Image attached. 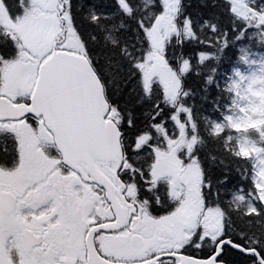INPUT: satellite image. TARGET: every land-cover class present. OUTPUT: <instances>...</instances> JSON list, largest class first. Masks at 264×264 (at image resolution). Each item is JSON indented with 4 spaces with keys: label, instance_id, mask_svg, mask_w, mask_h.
<instances>
[{
    "label": "snow or ice",
    "instance_id": "obj_1",
    "mask_svg": "<svg viewBox=\"0 0 264 264\" xmlns=\"http://www.w3.org/2000/svg\"><path fill=\"white\" fill-rule=\"evenodd\" d=\"M183 0H169L166 5L164 0H152L153 10L148 13L147 16L133 17V13L137 11V5L133 3V0H114V12H105L100 9L108 7V5L93 4L92 0H39L38 3H34L33 0H0V7L7 12V15L13 23L20 21H28L34 14V10L40 8L49 17L53 18L57 22H63V25L58 26L59 30L57 35H63L66 39L59 43V46L49 48L40 57L38 67L41 70V76H44V70L48 68L49 75H56L59 72V65H50V61L62 58L75 53L79 55L80 49L83 50L85 58L88 61L89 67H92V75L96 80L100 82L101 86L105 89L106 95L119 94L123 91L119 86L116 88L115 93L109 91L110 85L115 80H121L124 82V87L127 88L128 84L132 85V88L127 91L128 101L121 105L116 101L110 103V107L104 114V118H111L112 122L116 124L117 130L120 132L121 137H128L129 132L136 128L135 140H138L143 135V129L146 126L150 131L148 133V143L152 141L151 133L156 128L164 127L165 131H168L167 126L172 124V131L169 135L172 138L180 135L179 125L184 126L185 133H190L195 130V122L193 119L192 106L185 104L180 96L187 98L188 93L183 91L185 80L190 74L193 65L191 64L190 57H185L183 52L178 56L174 49L175 47H183L184 43L192 38L197 46H203L204 48H213L218 52L227 46L229 39L227 37V30H219L217 25L205 22L202 28H206L207 32L204 35L197 36L195 31L191 30L192 20L189 16H184L182 13ZM226 5L225 14L234 20H239L242 23V27L237 31L236 27H233L232 31L239 35L240 32L248 34V30L264 32V0H224ZM90 7L91 23L94 27L103 30L104 22L111 21L117 16H125L133 19L132 43H125L120 48L119 56L116 60H113V53L110 56L103 57L109 68L114 69L110 71L109 68H105L103 73H98L95 70V66L99 64L102 59L101 53L97 52L90 46L89 41H95V35L91 33H85L81 27V19L78 18V13L84 8ZM167 14L171 17L174 31L169 34L167 41L164 45V58L169 68L176 73L179 83L180 92L170 97H166L164 100H157L151 105V107L143 111V119L137 122L136 116H134L133 108L129 106L132 103L133 106L138 105L140 100L135 99L136 85L139 84L140 90L144 96L151 97V89L146 90L144 88V80L146 77V68L150 66L153 61L149 58V53L153 51L151 40L149 39V33L156 25L157 17L162 14ZM82 19L86 20L87 17ZM70 25V30L68 26ZM4 25L0 23V28ZM120 27H124L121 23ZM79 41V48H69V42L72 36ZM4 35L8 40H12L15 46L14 37L5 32ZM173 41L176 43L173 44ZM115 44L116 41L114 40ZM17 56L9 57L0 55V100H8L17 106L22 105L26 111L21 112L19 116L6 117L0 115V125L10 124L12 127L7 129V136L0 143L4 144V147L0 149V173L11 171L15 172L21 165L22 160V133L23 131H29L33 135L38 137L44 136L42 129L45 125V121L49 124L59 120L63 123L70 137L75 139L78 135V122L81 118H87L89 120L94 119V112L92 110L91 101L88 94L87 78L82 76L81 83L84 88V95L80 98L73 97L67 93L63 87L61 89L60 98L55 105H50L47 102L46 97H37L36 89L29 86L26 92L10 93L3 90L5 86L4 82V69L8 63H12L15 59H18L19 48H16ZM213 53L197 52L195 56L199 64H203L206 60H209ZM241 60L246 61L245 56H241ZM214 71L216 69H213ZM238 80L242 83L245 80L249 81L248 86L245 88V98L253 101V93L259 92L261 96H264V75L261 76H245L237 71L235 73ZM209 83L212 82V77H208ZM37 88H39V81H37ZM231 88H234L238 93L240 91V83L232 82ZM143 97H141L142 99ZM179 104V107H177ZM115 115H112V113ZM228 117H225L227 119ZM20 125L22 128H17ZM35 125V127H33ZM11 138L13 141V149L10 152L6 146L7 139ZM135 140L130 139V147L128 149L129 154L139 152ZM148 144H145L147 149ZM264 151V148L261 149ZM150 151V149H149ZM241 159H251V155H243L236 153ZM127 158V157H126ZM189 161L200 162V157L196 154H190L188 156ZM202 173V186L201 191L208 190L211 194L215 191L218 196L219 189L216 186H225L228 183L227 176H219L216 178L215 185L210 177L204 175L203 165L200 164ZM118 175L122 182L127 181V184L135 185V201L137 205L147 206L152 212H165L163 202L160 199L159 189L160 184L155 183L152 180L150 172H146L143 168L139 171L135 166L132 168H124L122 172H118ZM2 178V177H0ZM125 185V190L127 189ZM264 186L259 176L254 172L252 186L249 192L256 198V204L264 207V201L258 198L259 187ZM3 186L0 185V224L4 221L5 212L14 214L15 197L12 193L7 195L2 190ZM129 202H132L133 197H126ZM136 207V205H134ZM137 210H140L137 208ZM257 213L259 209H255ZM117 223V218L106 217L102 220L93 218L88 227L94 228L96 232L114 235L118 234L117 228L105 227V224ZM95 235V232L93 233ZM223 241V242H222ZM254 244L258 247L252 248L249 243L246 242L244 234L242 233L239 239L234 237H226L221 235L215 240L211 236H202L197 234V243L194 245H184L178 248H162L159 251L145 250L142 254L129 257L128 259L136 262H143L149 259H154L156 264H182L181 257L187 256L193 260H213L214 264H226L224 260L225 251L233 250L241 253L247 257L249 264H264V244H260L259 241H254ZM107 258V254H105Z\"/></svg>",
    "mask_w": 264,
    "mask_h": 264
},
{
    "label": "flooded vegetation",
    "instance_id": "obj_2",
    "mask_svg": "<svg viewBox=\"0 0 264 264\" xmlns=\"http://www.w3.org/2000/svg\"><path fill=\"white\" fill-rule=\"evenodd\" d=\"M5 32L8 30L0 29V55L12 57L15 46ZM27 80L28 84L15 89L10 79L4 77L3 90L26 92L33 86L34 77L28 76ZM50 86L52 84H44L39 89ZM41 95L39 93V97ZM50 97L47 102L55 105L54 97ZM8 108H11L9 101L0 100V115L11 117ZM55 122L50 125L57 128L59 120L57 125ZM10 127V124L0 125V141L7 136ZM37 131H42L44 136L38 137L29 131L22 133L20 167L15 172L0 173L5 198L12 193L16 208L14 214L5 212L0 224V264H105V260L118 264H156L154 259L136 262L128 258L145 250L194 245L198 233L211 236L213 240L217 238V209H205L199 175L193 191L172 188L169 181L172 175L166 174L169 166L165 159L157 156L126 158L121 155L112 160L93 157L94 166H87L83 160L67 166L47 126ZM6 146L11 152V138L7 139ZM3 147L0 143V149ZM175 160L183 170L187 167L197 170L183 158ZM133 166L137 171L143 168L150 172L154 185L160 184V199L167 214L152 212L147 206L136 204L135 185L122 182L118 175L124 168ZM100 182L105 183L99 185ZM188 194L192 196L188 197ZM129 196L133 197L132 202L126 199ZM185 203L198 205V209L175 220V211ZM113 216L117 223L104 226L117 228L118 234L106 235L88 227L93 218L102 220ZM212 223L215 228L211 227ZM176 228H182L180 235Z\"/></svg>",
    "mask_w": 264,
    "mask_h": 264
},
{
    "label": "trees",
    "instance_id": "obj_3",
    "mask_svg": "<svg viewBox=\"0 0 264 264\" xmlns=\"http://www.w3.org/2000/svg\"><path fill=\"white\" fill-rule=\"evenodd\" d=\"M92 2L98 5H108V7L101 8V11H115L114 0H92ZM164 2L167 5L166 0ZM133 3L138 6L133 17L147 16L153 10L152 0H133ZM225 8L224 0H183L182 13L184 16L191 17V30L195 31L197 36L207 32L206 28L201 27L207 21L217 25L221 31L227 30L229 43L219 52L213 48L197 46L192 38H189L182 48L175 47L176 55L183 52L185 57H190L193 65L183 89L188 93V96L185 99L181 95L180 99L185 104L192 106L195 130L186 134L183 125H178V127L180 135L186 139L193 138L195 140L194 145L187 150H190V154L200 157V162L195 161V163L199 168L200 164L203 165L204 175L210 177L214 185L217 177L227 176V185L216 186L220 193L218 196L215 191L209 194L208 190L204 189L207 205L217 206L223 214L224 235L239 239L243 233L246 242L250 247L255 248L259 245L254 244V241L264 244V207L256 204V198L249 190L252 186L253 173H256L255 165L258 163L260 155H264V151L261 150L264 148V105L255 110L243 108L247 98L231 88V79L234 76L233 69L235 67L246 69L254 66L259 57L264 56V32L249 29L247 35L243 32L237 35L232 31L233 27H236L238 31L243 25L241 21L234 20L225 14ZM91 10L90 7H84L78 13V18L81 19V27L85 33H91L96 37V40H90L89 44L101 53L102 59L95 67L98 73H103L105 68H109L103 57L116 53L117 55L112 57L113 60H116L120 48L125 43H132L131 29L134 21L129 17L117 16L111 21L104 22V28L100 30L91 23V13L89 12ZM161 16H167V14L160 15L157 20ZM83 17H87V19L84 20ZM121 23L124 24V27H120ZM173 31L174 26L169 31L167 38ZM175 43L173 41V44ZM197 52H208L214 55L203 64H199L195 56ZM160 53L164 57V47ZM241 56H245L247 62L241 60ZM109 70L114 71L111 68ZM209 76L212 77L211 83L208 81ZM177 80L179 83L178 77ZM118 86L123 89L122 92L107 96L110 102L116 101L124 105L128 101L127 91L132 88V85L128 84L125 88L123 81L115 80L110 85L109 91L115 93ZM144 88L151 89V97L144 96L137 84L134 95L135 99L140 100V103L135 106L129 103L138 123L143 119V111L149 109L157 100L170 97L154 82L150 87H147L144 82ZM180 91L179 83L176 94ZM141 97L143 98L141 99ZM225 117L228 118L225 119ZM167 128L166 132L164 127L158 126L152 133L157 135L159 141L166 137L175 139L177 136L172 138L169 135L172 131V124L169 123ZM144 129H147V132L150 131L146 126ZM136 131L137 129L133 128L128 137H124L128 147L130 139L134 140ZM238 152L243 155L250 154L251 159H241L239 155H236ZM258 198L264 201L260 190ZM257 208L259 209L258 213L255 210ZM224 260L226 264H249L247 257L233 250L225 251Z\"/></svg>",
    "mask_w": 264,
    "mask_h": 264
},
{
    "label": "rangeland",
    "instance_id": "obj_4",
    "mask_svg": "<svg viewBox=\"0 0 264 264\" xmlns=\"http://www.w3.org/2000/svg\"><path fill=\"white\" fill-rule=\"evenodd\" d=\"M34 3H38L39 0H33ZM166 3H169V0H166ZM0 21L6 25H9L12 31L16 34V39L20 40L19 53H21V58H18L13 63L10 64V70L6 75V70L4 71V77L10 78L13 82V86L16 87L22 82L24 78L28 75H31L36 71L37 60L49 48H52V44L55 40H59L60 37L56 33L59 30V27L62 22H57L53 18L46 15L42 9L37 8L34 10V14L28 21H20L13 23L9 21L7 14L3 7H0ZM6 22V23H5ZM173 29L170 16H161L156 25L150 31V39L152 42L153 52L149 55V58L153 63L146 68V77L145 82L147 85H150L153 81L156 82L160 90H165L168 94L174 95L178 90V80L176 74L169 68L166 64L164 58L160 54V50L165 44L166 36L169 31ZM66 37L62 40V42ZM59 46V43H58ZM69 48H79V41L75 39L73 34L70 42ZM96 69V67H95ZM239 71L245 76H261L264 75V59L261 60L258 66L250 68L244 72L239 69L235 70V73ZM235 81L240 83V92L244 94L245 88L248 86L249 81L245 80L242 83L238 78L232 79V82ZM264 100V96H261L259 92L253 93V101L248 102L246 107L256 108L261 105V102ZM142 142V140H140ZM173 144L170 152L164 153L156 150L155 156H160L165 158L166 164L169 166V170L166 174L172 175L173 188L178 189H196V183L198 174L200 172L192 170L190 167L185 168L184 170L180 168L179 165H176L175 158L178 156L180 147L183 146L184 141H172ZM257 175L259 178L264 181V157L259 159V162L256 167ZM261 195L264 199V186H260ZM192 194H188V197H191ZM198 205H193L192 203H185L182 205L179 210L175 211L174 218L175 220L185 216L186 214L191 215L192 210H197ZM216 218V217H215ZM215 227V224L212 223ZM221 214L217 210V234L220 232L221 228ZM182 228H176L177 235L182 233Z\"/></svg>",
    "mask_w": 264,
    "mask_h": 264
},
{
    "label": "water",
    "instance_id": "obj_5",
    "mask_svg": "<svg viewBox=\"0 0 264 264\" xmlns=\"http://www.w3.org/2000/svg\"><path fill=\"white\" fill-rule=\"evenodd\" d=\"M57 64L59 65V72L56 75H49L46 67L42 77L38 67L39 80L52 78L55 81L53 92H56L59 100L62 87L73 97H82L84 88L81 77H86L89 99L94 112V119L81 118L79 120L78 135L75 139L69 136L62 123L56 143L63 158L71 163L77 158L88 159L91 153L100 158L114 156L119 150L120 133L112 121L104 118V114L108 110V103L104 99L100 82L92 75V67H89L85 56L75 53L50 61V65ZM182 264H213V260L186 259Z\"/></svg>",
    "mask_w": 264,
    "mask_h": 264
},
{
    "label": "bare ground",
    "instance_id": "obj_6",
    "mask_svg": "<svg viewBox=\"0 0 264 264\" xmlns=\"http://www.w3.org/2000/svg\"><path fill=\"white\" fill-rule=\"evenodd\" d=\"M49 85H50V84H49ZM44 88H45V87H44ZM50 88H51V86H50ZM46 89H47V88H46ZM51 97H52V96H51ZM51 97H50V98H51ZM50 100H51V99H50ZM54 100H55V98H54ZM52 101H53V100H52ZM54 104H55V103H54Z\"/></svg>",
    "mask_w": 264,
    "mask_h": 264
}]
</instances>
